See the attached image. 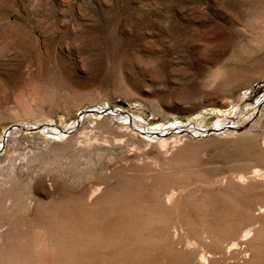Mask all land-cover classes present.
I'll use <instances>...</instances> for the list:
<instances>
[{"label": "rangeland", "instance_id": "374dc122", "mask_svg": "<svg viewBox=\"0 0 264 264\" xmlns=\"http://www.w3.org/2000/svg\"><path fill=\"white\" fill-rule=\"evenodd\" d=\"M0 264H264V0H0Z\"/></svg>", "mask_w": 264, "mask_h": 264}, {"label": "bare ground", "instance_id": "6f19581e", "mask_svg": "<svg viewBox=\"0 0 264 264\" xmlns=\"http://www.w3.org/2000/svg\"><path fill=\"white\" fill-rule=\"evenodd\" d=\"M207 132V131H206ZM175 139V138H174ZM168 140H167V138H162L160 141H159V144H160V146L163 148V147H165L166 145H168L169 146V144H167L168 142H167ZM175 141V140H174ZM161 147H160V149H161ZM166 148V147H165ZM164 155H166V153L164 154ZM155 162V161H154ZM157 170V169H156ZM103 188V187H102ZM106 189V188H105ZM104 189V190H105ZM93 194H95L94 193V191L92 192ZM130 213V212H129ZM128 213V214H129ZM133 215V214H132ZM136 215V214H135ZM129 216V215H128ZM144 216V215H143ZM154 218V217H153ZM247 234V233H246ZM240 245V244H239Z\"/></svg>", "mask_w": 264, "mask_h": 264}, {"label": "water", "instance_id": "95a60500", "mask_svg": "<svg viewBox=\"0 0 264 264\" xmlns=\"http://www.w3.org/2000/svg\"><path fill=\"white\" fill-rule=\"evenodd\" d=\"M102 111H105V109L103 108ZM218 130H220V128H218V127H213V128H210V129H206L207 132L218 131Z\"/></svg>", "mask_w": 264, "mask_h": 264}]
</instances>
